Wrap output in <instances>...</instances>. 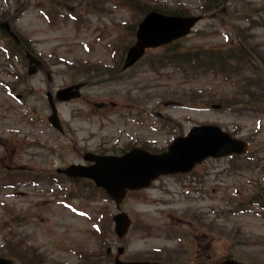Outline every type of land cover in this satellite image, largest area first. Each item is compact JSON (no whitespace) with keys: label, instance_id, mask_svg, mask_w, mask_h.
<instances>
[{"label":"rangeland","instance_id":"obj_1","mask_svg":"<svg viewBox=\"0 0 264 264\" xmlns=\"http://www.w3.org/2000/svg\"><path fill=\"white\" fill-rule=\"evenodd\" d=\"M49 2L46 18L41 11ZM150 8L201 14L178 47L218 49L222 58H237L218 71H196L159 64L170 47L149 49L141 64L115 81H108L109 72L98 76L92 68L114 70L142 10ZM5 12H17L15 30L42 61L21 82L26 68L12 59L18 66L14 88L30 87L34 94L15 99L0 85V132L13 134L19 148L37 142L33 155L14 160L13 170L21 173L12 179L41 169L47 174L38 185L20 180L13 188L0 179V255L13 264H114L120 247L122 261L196 264L209 254L211 262L231 256L264 264V0H0V16ZM9 60L0 51L3 81L8 76L1 63ZM82 76L90 79L84 100L58 104L64 127L58 134L39 119L49 113L45 91ZM100 102L104 108L95 106ZM198 124L245 140L247 152L207 159L191 175L159 177L150 188L128 193L118 207L81 176L59 175L63 188L54 180L55 168L81 163L87 151L159 150ZM252 183L258 206L249 201ZM238 204L253 212L234 214L231 207ZM120 210L132 223L117 238L112 216Z\"/></svg>","mask_w":264,"mask_h":264},{"label":"water","instance_id":"obj_2","mask_svg":"<svg viewBox=\"0 0 264 264\" xmlns=\"http://www.w3.org/2000/svg\"><path fill=\"white\" fill-rule=\"evenodd\" d=\"M199 16H169L151 11L139 23L136 30V41L128 49L123 68L132 65L143 53L145 47L158 46L172 39L185 35ZM29 70L34 71L37 61L29 57ZM77 87V86H75ZM71 88L57 92V99L66 100L74 96ZM68 96V97H67ZM50 122L57 126L58 118L52 105ZM245 144L230 138L212 125L193 126L185 136L175 138L161 153H150L140 148H132L122 155H88L93 161L90 166L69 165L62 170L68 176L91 178L95 185L102 188L116 204L124 198L127 190L147 187L151 180L161 174L187 172L191 167L207 156H222L231 152H242ZM114 231L121 238L129 226V218L124 212L112 217ZM122 248L117 249V264H163L150 261H121L118 255ZM0 264H12L9 259L0 257ZM220 264H241L227 259Z\"/></svg>","mask_w":264,"mask_h":264},{"label":"flooded vegetation","instance_id":"obj_3","mask_svg":"<svg viewBox=\"0 0 264 264\" xmlns=\"http://www.w3.org/2000/svg\"><path fill=\"white\" fill-rule=\"evenodd\" d=\"M12 51L14 53L16 52V50H14V49H12ZM10 80H11V85L13 86L15 84L13 82L14 79L10 78ZM17 96L20 97L22 95L17 92ZM53 102L55 104V101H53ZM47 109H49L48 106H47ZM42 118H45L47 120V117H45V115H43L39 119H42ZM48 126L51 127L49 124H48ZM1 132H0V163H4L5 161H7L8 163L5 165H0V166H4V168H0V178L7 176L9 178V180H11L13 173H16L17 170H19V169L13 170L12 164L16 162L14 160L18 159L19 154H21V153L26 154L27 157L33 155L32 151H30V150L37 147V146H35V144H37V142H35V139H32L31 142H25L24 144L21 145V148H19L17 140L13 139V137H10L13 134H2ZM57 133L63 134L64 132L63 131H59V132L57 131ZM31 173L32 174H35V173L39 174V173H45V172H41V171L37 170V172H31ZM251 186H252V189L249 191L250 200L258 203V201L254 199V196L257 195L259 189H258L256 184L252 183ZM240 196H242V195H240ZM233 201H235V199H233ZM236 209H238V208H236ZM206 259H209V254L205 255L203 258H201L200 262H203ZM203 264H206V263H203Z\"/></svg>","mask_w":264,"mask_h":264},{"label":"trees","instance_id":"obj_4","mask_svg":"<svg viewBox=\"0 0 264 264\" xmlns=\"http://www.w3.org/2000/svg\"><path fill=\"white\" fill-rule=\"evenodd\" d=\"M168 46L170 49L162 58V62H171L177 66L194 68L196 71L201 68H204L203 70L218 71L220 69L219 65H222L225 60L224 58H220L222 55L218 51L209 52L199 49H182L178 47V43H170ZM90 186L91 188L93 187L92 184ZM100 192L102 191L100 190Z\"/></svg>","mask_w":264,"mask_h":264}]
</instances>
